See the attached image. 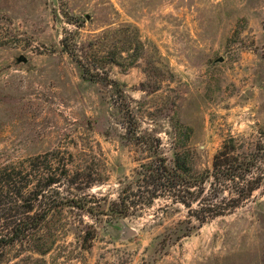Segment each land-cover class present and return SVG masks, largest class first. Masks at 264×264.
<instances>
[{
    "label": "rangeland",
    "instance_id": "rangeland-1",
    "mask_svg": "<svg viewBox=\"0 0 264 264\" xmlns=\"http://www.w3.org/2000/svg\"><path fill=\"white\" fill-rule=\"evenodd\" d=\"M36 157L44 264H264V0H0V165Z\"/></svg>",
    "mask_w": 264,
    "mask_h": 264
},
{
    "label": "trees",
    "instance_id": "trees-1",
    "mask_svg": "<svg viewBox=\"0 0 264 264\" xmlns=\"http://www.w3.org/2000/svg\"><path fill=\"white\" fill-rule=\"evenodd\" d=\"M229 154L221 150L215 156L211 176L214 180L222 179L246 188L245 195L234 199V206H237L258 189L261 183L256 179L239 182L234 167L243 156L229 157ZM37 160L38 157L30 160L32 164L25 168L14 164L0 165V264H9L11 259H17L21 255L26 257L19 261L31 259L34 263L44 264L43 257L50 251V186L57 181L50 179L49 165L39 167L33 164ZM252 162L241 163L244 173L250 171ZM157 170L159 171L158 168L150 170L149 176L153 180L158 183L163 180L160 184L171 182V188H177L179 181L166 172L165 175H158ZM181 186L187 187V184ZM149 198L152 201L154 196ZM180 202L188 208L191 206V203L184 200ZM198 212L204 211L200 209ZM219 214L221 213H216L214 217ZM35 256L40 258H34Z\"/></svg>",
    "mask_w": 264,
    "mask_h": 264
},
{
    "label": "water",
    "instance_id": "water-1",
    "mask_svg": "<svg viewBox=\"0 0 264 264\" xmlns=\"http://www.w3.org/2000/svg\"><path fill=\"white\" fill-rule=\"evenodd\" d=\"M219 61H222V59H219ZM16 62L25 63L26 59L23 56H20L17 58ZM120 233H121L120 239L123 241L130 239L135 235V231L123 223L121 224L120 227Z\"/></svg>",
    "mask_w": 264,
    "mask_h": 264
}]
</instances>
